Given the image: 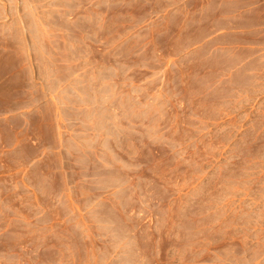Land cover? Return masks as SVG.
I'll return each instance as SVG.
<instances>
[{
    "label": "rangeland",
    "instance_id": "obj_1",
    "mask_svg": "<svg viewBox=\"0 0 264 264\" xmlns=\"http://www.w3.org/2000/svg\"><path fill=\"white\" fill-rule=\"evenodd\" d=\"M183 1L0 0V264H264V75Z\"/></svg>",
    "mask_w": 264,
    "mask_h": 264
},
{
    "label": "crops",
    "instance_id": "obj_2",
    "mask_svg": "<svg viewBox=\"0 0 264 264\" xmlns=\"http://www.w3.org/2000/svg\"><path fill=\"white\" fill-rule=\"evenodd\" d=\"M190 6L191 0H184L173 9L172 14L183 12L186 8L188 11L186 17L189 19L193 14ZM195 10L204 20L202 26L205 33L204 40L197 45V49L202 46L209 49V58L219 53L226 54L227 58L239 52L249 53L247 58L239 61L233 69H241L247 80V87L254 88L258 76L262 73L264 75V0H203L199 8ZM21 67L29 75L31 74L32 68L27 62L22 63ZM12 80L11 75L3 76L0 79V92H12ZM33 86L34 81L31 78L23 91L32 92L35 89ZM49 98L48 96L47 99ZM43 103L27 107L22 111H12L8 104L7 110L6 107H2L5 110L1 111L0 115L30 114L33 113L32 110L40 111L48 105ZM33 146L37 149V155L29 159H21L19 162V168L24 169V173H28L40 163L46 153H55L64 148L60 134L57 132L53 144L34 142Z\"/></svg>",
    "mask_w": 264,
    "mask_h": 264
}]
</instances>
